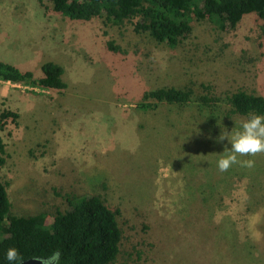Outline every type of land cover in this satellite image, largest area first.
Returning <instances> with one entry per match:
<instances>
[{
  "label": "rangeland",
  "instance_id": "1",
  "mask_svg": "<svg viewBox=\"0 0 264 264\" xmlns=\"http://www.w3.org/2000/svg\"><path fill=\"white\" fill-rule=\"evenodd\" d=\"M262 23L255 13L223 29L194 20L190 36L169 47L130 21L71 20L49 0H0V60L37 77L52 60L66 83L58 91L0 79V110L18 112L0 130L12 212L51 220L72 196L97 194L120 211L109 264H264V153L252 169L221 173L217 161L231 145L216 138L248 115L226 114L223 98H198L264 95ZM166 86L191 87V100L143 99Z\"/></svg>",
  "mask_w": 264,
  "mask_h": 264
},
{
  "label": "trees",
  "instance_id": "2",
  "mask_svg": "<svg viewBox=\"0 0 264 264\" xmlns=\"http://www.w3.org/2000/svg\"><path fill=\"white\" fill-rule=\"evenodd\" d=\"M51 10L73 20L104 18L106 24L122 26L130 21L136 33H145L157 43L176 47L192 33L194 20H211L219 29L234 27L244 15L255 13L261 19L264 34V0H49ZM107 48L121 52L112 40ZM41 76L0 60V79L43 89L66 88L63 67L46 60L41 64ZM205 88H208L205 86ZM189 86H166L147 90L143 99L184 105L191 100ZM202 104L213 105L222 98L229 105L226 114L264 115V95L238 89L218 95L201 94ZM145 109L150 103L142 101ZM18 112L0 110V130L10 119L16 121ZM6 161V143L0 135V167ZM70 207L57 210L51 217L45 211L30 215L15 214L7 194L6 183L0 180V264H14L6 259V250L15 247L24 259L47 257L59 252L58 264H109L119 253L121 228L119 209H111L97 194L74 195Z\"/></svg>",
  "mask_w": 264,
  "mask_h": 264
},
{
  "label": "clouds",
  "instance_id": "3",
  "mask_svg": "<svg viewBox=\"0 0 264 264\" xmlns=\"http://www.w3.org/2000/svg\"><path fill=\"white\" fill-rule=\"evenodd\" d=\"M224 140H227L231 147L229 149L226 146L217 161V168L221 173L227 172L233 165L254 168L256 163L254 157L264 153V115L250 113L246 119L241 120L238 128H233L230 132L222 130L216 142ZM242 157L249 158L241 159ZM59 255V252H54L47 257L34 259L38 264H58ZM6 259L14 264H24V258L15 247L6 250Z\"/></svg>",
  "mask_w": 264,
  "mask_h": 264
},
{
  "label": "water",
  "instance_id": "4",
  "mask_svg": "<svg viewBox=\"0 0 264 264\" xmlns=\"http://www.w3.org/2000/svg\"><path fill=\"white\" fill-rule=\"evenodd\" d=\"M36 257H30L27 259H24V264H38V261H35Z\"/></svg>",
  "mask_w": 264,
  "mask_h": 264
},
{
  "label": "built area",
  "instance_id": "5",
  "mask_svg": "<svg viewBox=\"0 0 264 264\" xmlns=\"http://www.w3.org/2000/svg\"><path fill=\"white\" fill-rule=\"evenodd\" d=\"M8 82H10V81H8Z\"/></svg>",
  "mask_w": 264,
  "mask_h": 264
}]
</instances>
